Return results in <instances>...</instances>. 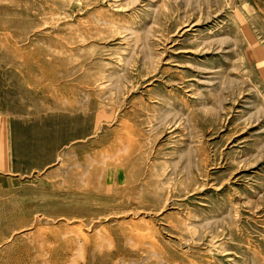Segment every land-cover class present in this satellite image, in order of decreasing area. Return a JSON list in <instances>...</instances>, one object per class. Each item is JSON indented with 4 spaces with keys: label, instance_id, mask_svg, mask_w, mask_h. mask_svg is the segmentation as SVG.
<instances>
[{
    "label": "rangeland",
    "instance_id": "1",
    "mask_svg": "<svg viewBox=\"0 0 264 264\" xmlns=\"http://www.w3.org/2000/svg\"><path fill=\"white\" fill-rule=\"evenodd\" d=\"M0 264H264V0H0Z\"/></svg>",
    "mask_w": 264,
    "mask_h": 264
}]
</instances>
